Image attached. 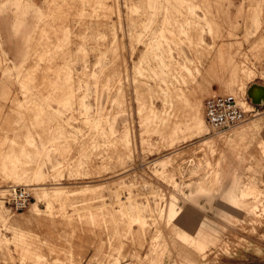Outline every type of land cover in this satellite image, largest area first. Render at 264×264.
Instances as JSON below:
<instances>
[{
    "label": "rangeland",
    "instance_id": "1",
    "mask_svg": "<svg viewBox=\"0 0 264 264\" xmlns=\"http://www.w3.org/2000/svg\"><path fill=\"white\" fill-rule=\"evenodd\" d=\"M256 84L264 0H0V264H264ZM217 93L247 112L226 132Z\"/></svg>",
    "mask_w": 264,
    "mask_h": 264
},
{
    "label": "built area",
    "instance_id": "2",
    "mask_svg": "<svg viewBox=\"0 0 264 264\" xmlns=\"http://www.w3.org/2000/svg\"><path fill=\"white\" fill-rule=\"evenodd\" d=\"M203 113H205L206 123L215 132H226L243 123L247 116L239 99L231 93L208 96L204 101ZM30 199L31 194L27 189L12 188L8 192L5 203L14 211H22L27 209Z\"/></svg>",
    "mask_w": 264,
    "mask_h": 264
},
{
    "label": "crops",
    "instance_id": "3",
    "mask_svg": "<svg viewBox=\"0 0 264 264\" xmlns=\"http://www.w3.org/2000/svg\"><path fill=\"white\" fill-rule=\"evenodd\" d=\"M34 2H38L39 0H33ZM2 31L4 32V33H6V26H3L2 27ZM5 42L7 43V44H9V42H8V38H6L5 39ZM13 53H14V55L15 56H17V57H19V56H21V50L19 49V48H15V50H13ZM254 88H260V89H262V91H263V93H264V85L263 86H260V85H258V84H256V85H254ZM253 88V89H254ZM251 96V95H250ZM251 98H252V96H251ZM253 99V98H252ZM256 102H260L261 104L264 102V95H263V98H262V100L261 101H256ZM252 125H247L246 127H244V128H241L240 130H238V132L234 135V137H241V136H243V135H246L247 133L249 134L250 133V130H248V128H250ZM236 166V165H235ZM243 191V192H242ZM239 194L237 193H235V192H233L232 190H225L224 191V193H226V194H222L221 196H219L220 197V200H222V202L224 203V204H227V205H233V206H235V205H238V204H241V203H245V199H243L242 197V195H246L248 192H250V191H254V192H256L257 193V190H256V188L254 187V185H248L245 189H243ZM240 195H241V197H240ZM175 212H174V215H173V218L175 217V214L177 213L176 211V209L174 210ZM198 231H199V234H201V230L200 229H198ZM179 235L180 236H182L184 239H186L187 241L189 240V241H191V242H195L196 244H197V246L199 247V248H204L206 245H207V243L209 242V241H207L205 238H203V237H194V238H192V237H190V236H188V234L187 233H185V232H180L179 233ZM202 236H203V234H202Z\"/></svg>",
    "mask_w": 264,
    "mask_h": 264
},
{
    "label": "bare ground",
    "instance_id": "4",
    "mask_svg": "<svg viewBox=\"0 0 264 264\" xmlns=\"http://www.w3.org/2000/svg\"><path fill=\"white\" fill-rule=\"evenodd\" d=\"M250 94H251V96H252V98H253V100L256 102V101H261L262 100V98L263 97H261V95H262V91L260 90V89H258V88H254V90H252L251 92H250ZM264 95V94H263ZM260 99V100H259ZM245 101H243L242 103H244V104H246V105H248L249 106V102H248V98H247V95H246V97H245V99H244ZM250 101V100H249ZM240 102H241V100H240ZM251 103V102H250ZM241 104V103H240ZM242 105V104H241ZM245 106V105H244ZM205 122H206V120H205Z\"/></svg>",
    "mask_w": 264,
    "mask_h": 264
},
{
    "label": "water",
    "instance_id": "5",
    "mask_svg": "<svg viewBox=\"0 0 264 264\" xmlns=\"http://www.w3.org/2000/svg\"><path fill=\"white\" fill-rule=\"evenodd\" d=\"M248 90H249V88H248ZM248 90H247V97H248V99L250 100V102L253 104V105H255V106H259V105H263V103L261 104L260 102H255L252 98H251V96H250V94L248 93Z\"/></svg>",
    "mask_w": 264,
    "mask_h": 264
}]
</instances>
